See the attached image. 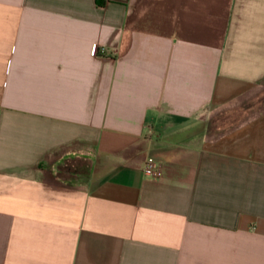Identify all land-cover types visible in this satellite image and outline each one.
Wrapping results in <instances>:
<instances>
[{
	"label": "crops",
	"instance_id": "obj_1",
	"mask_svg": "<svg viewBox=\"0 0 264 264\" xmlns=\"http://www.w3.org/2000/svg\"><path fill=\"white\" fill-rule=\"evenodd\" d=\"M262 87L264 0H0V264H264Z\"/></svg>",
	"mask_w": 264,
	"mask_h": 264
},
{
	"label": "trees",
	"instance_id": "obj_2",
	"mask_svg": "<svg viewBox=\"0 0 264 264\" xmlns=\"http://www.w3.org/2000/svg\"><path fill=\"white\" fill-rule=\"evenodd\" d=\"M260 90V92H258ZM258 95H251L249 100L242 99L240 105L223 113L221 116L217 117L212 125L210 126L211 130H217L225 126L226 124L230 123L231 121L236 120L239 117H242L243 113L246 112L250 106V108H258L264 105V87L258 89ZM89 171L88 164L86 162L81 161H71L65 162V165L60 167L58 170V174L63 175H70L73 177L74 174L81 173L87 175ZM51 179L53 178L54 174L52 172L49 175ZM48 176V177H49ZM67 180V179H66ZM50 181V179H49ZM52 182V181H50ZM71 185H66V187L70 188Z\"/></svg>",
	"mask_w": 264,
	"mask_h": 264
},
{
	"label": "rangeland",
	"instance_id": "obj_3",
	"mask_svg": "<svg viewBox=\"0 0 264 264\" xmlns=\"http://www.w3.org/2000/svg\"><path fill=\"white\" fill-rule=\"evenodd\" d=\"M59 162H52V164H54V167H53V170L51 171L52 174H54L53 178L51 179V177L49 176L48 178L50 179V181L56 183V184H59V185H63V186H66V185H71V186H79L80 184H83L84 183V179L82 178H76V176L72 177L70 175H63L61 174H58V170H57V165H58ZM49 171V174L50 175V172ZM66 179H70V181H67Z\"/></svg>",
	"mask_w": 264,
	"mask_h": 264
},
{
	"label": "built area",
	"instance_id": "obj_4",
	"mask_svg": "<svg viewBox=\"0 0 264 264\" xmlns=\"http://www.w3.org/2000/svg\"><path fill=\"white\" fill-rule=\"evenodd\" d=\"M144 173L147 177H150L152 179H159L162 176V169L158 161L150 157L145 162Z\"/></svg>",
	"mask_w": 264,
	"mask_h": 264
}]
</instances>
